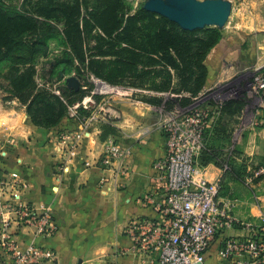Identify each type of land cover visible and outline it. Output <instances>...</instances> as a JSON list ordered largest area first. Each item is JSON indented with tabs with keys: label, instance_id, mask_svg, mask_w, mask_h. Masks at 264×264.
<instances>
[{
	"label": "crops",
	"instance_id": "0c3cea01",
	"mask_svg": "<svg viewBox=\"0 0 264 264\" xmlns=\"http://www.w3.org/2000/svg\"><path fill=\"white\" fill-rule=\"evenodd\" d=\"M214 55L209 54L205 61L209 77L203 94L210 90V79L216 73L211 65ZM106 101L118 118L95 123L79 144L74 142L79 129L75 121L65 118L47 130L35 127L27 114L0 107L1 145V138L7 135L19 138L3 152L11 159V171L20 172L24 187L18 194L39 213L42 205L49 206L57 226L56 235L50 238L40 236L35 228L22 229L13 238L23 249L34 240L52 250L55 259L45 264H149L146 257L129 251L128 226L135 217L156 219L166 200L154 170V164L165 156L161 126L166 118L158 107L141 100L112 96ZM21 119L23 126L19 125ZM106 124L116 132L103 140ZM111 138L119 140L126 151L120 174L103 163L104 144ZM243 150L251 161L264 164V140L251 138ZM262 183L264 180L258 185ZM118 250L122 255H115Z\"/></svg>",
	"mask_w": 264,
	"mask_h": 264
},
{
	"label": "trees",
	"instance_id": "16d2710c",
	"mask_svg": "<svg viewBox=\"0 0 264 264\" xmlns=\"http://www.w3.org/2000/svg\"><path fill=\"white\" fill-rule=\"evenodd\" d=\"M15 1L0 0V69L7 67L1 76L32 124L47 130L57 127L66 118L68 106L83 100L87 93L67 88L62 94L65 103L37 83L36 61L47 53L48 42L57 39V35L62 34L66 49L57 65L78 62L99 79L116 85L126 81L138 88L145 86L148 76H166L160 83L153 80L150 88L175 94L173 104L184 107L202 93L209 74L205 61L221 40L216 28L186 31L144 8L130 14L126 0H22L32 10L10 11L8 5ZM84 9L86 13L82 14ZM93 41L97 43L94 47ZM171 68L179 71L181 84L176 93L171 91ZM209 131L206 130L205 142L208 136L215 137L214 131ZM115 132L110 124L104 125L102 139ZM206 155H212V151ZM200 160L203 166L210 163L209 159L205 163ZM248 160L244 158L243 164L224 168V176L242 175L245 183L254 176L248 171L253 168ZM260 168H264L263 163L253 169ZM263 180L264 174L254 178V183Z\"/></svg>",
	"mask_w": 264,
	"mask_h": 264
},
{
	"label": "built area",
	"instance_id": "2783aa9c",
	"mask_svg": "<svg viewBox=\"0 0 264 264\" xmlns=\"http://www.w3.org/2000/svg\"><path fill=\"white\" fill-rule=\"evenodd\" d=\"M99 83L106 87L100 94H108L111 88ZM258 87L264 89V82ZM56 94L66 103L59 91ZM96 94L92 92L68 106L66 118L79 124L75 144L87 138L95 123L118 118L113 107L107 105L108 97L98 102L94 100ZM161 127L165 156L154 164V170L166 200L156 219L135 217L129 222V251L136 257H146L149 264H264V197L253 196L252 208L243 210L247 204L222 196L220 179L207 178V167L200 160L206 147L207 117L199 112L174 115ZM103 155L104 165H111L115 174L124 171L126 151L119 140L106 141ZM252 174L247 183L263 175L264 168ZM23 187L16 172L0 176V264H45L55 259L52 250L34 240L23 249L13 238L25 228H35L45 238L57 233L52 209L42 205L39 213L24 202L18 194ZM4 212L14 217L7 218ZM115 255H122L121 250Z\"/></svg>",
	"mask_w": 264,
	"mask_h": 264
},
{
	"label": "rangeland",
	"instance_id": "374dc122",
	"mask_svg": "<svg viewBox=\"0 0 264 264\" xmlns=\"http://www.w3.org/2000/svg\"><path fill=\"white\" fill-rule=\"evenodd\" d=\"M147 1L126 0V11L130 14L137 13ZM228 1L232 3L233 9L227 24L223 28L207 27L204 29L216 28L221 34V40L209 53L216 56L211 62L212 69L215 68L216 73L213 79H210V90L204 94L202 91L199 97L193 99L188 106L173 104V98H176L175 94L158 93L150 88L153 80L160 83L167 79L166 76L156 78L148 76L145 86L138 88L131 86L126 81L116 85L99 79L86 67L79 65L78 62L75 65H57L58 60L63 59L66 50L62 44V34L57 35V39L48 42L47 53L36 61L38 73L36 80L40 87L55 95L59 91L62 96L63 91L67 88L74 90L69 87L67 80L76 77L81 83L80 90L87 92L85 97L91 96L92 92H97L94 100L98 102L102 98L112 96L129 97L144 102L161 103L156 107L166 120L173 118L174 115L181 116L196 112L205 115L207 121L212 119L208 130L214 131L215 137L213 134L208 136L205 142V151L200 159L203 163L209 159L208 162L210 163L204 167L214 166L206 170L207 178L211 181L222 180V196L237 198L247 204L243 207L244 210L247 209V206L252 208L250 203L255 201L253 196L264 197V184L259 186L254 182L252 184L244 183L242 182V175L239 177L235 174L224 176L223 171L224 168L232 167L234 163L243 164L241 162L244 158H249L248 162L250 161L253 168L262 165L259 160L257 163L251 161L252 157H248L243 149L251 138L257 141L264 140V89L261 90L258 87L260 82H264V0ZM22 2V0L12 2L8 5L10 11L32 10L31 6L25 7ZM85 13L86 10H82V14ZM96 44L93 41L91 46L94 47ZM110 59L107 58L106 60ZM0 70V107L26 114L25 108L12 97L9 84L1 76L7 71V67L2 66ZM168 70L172 72L173 85L171 91L176 93L181 84L179 71L173 68ZM98 82H104L111 88L108 94H100L101 89L98 88ZM89 84L93 85V88H90ZM184 95L190 96L186 93ZM19 125H24L23 119L19 121ZM216 133L220 135L217 136ZM1 139L3 141L2 145L0 142L2 150L0 172L13 174L9 163L11 159H8V154H3V152H6V148L12 146L13 142L15 144L19 138L15 135H7ZM211 151L212 155H206L209 152L211 154ZM253 168L251 171H254ZM17 173L21 178L20 172Z\"/></svg>",
	"mask_w": 264,
	"mask_h": 264
},
{
	"label": "water",
	"instance_id": "95a60500",
	"mask_svg": "<svg viewBox=\"0 0 264 264\" xmlns=\"http://www.w3.org/2000/svg\"><path fill=\"white\" fill-rule=\"evenodd\" d=\"M143 8L193 32L207 27L223 28L231 17L233 5L228 0H148ZM67 83L75 91L81 88L76 77L69 78Z\"/></svg>",
	"mask_w": 264,
	"mask_h": 264
},
{
	"label": "bare ground",
	"instance_id": "6f19581e",
	"mask_svg": "<svg viewBox=\"0 0 264 264\" xmlns=\"http://www.w3.org/2000/svg\"><path fill=\"white\" fill-rule=\"evenodd\" d=\"M98 88L101 90H106V87L102 85L101 83L98 84Z\"/></svg>",
	"mask_w": 264,
	"mask_h": 264
}]
</instances>
